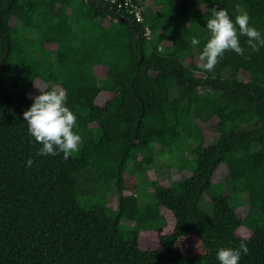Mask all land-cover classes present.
Masks as SVG:
<instances>
[{"label":"trees","instance_id":"1","mask_svg":"<svg viewBox=\"0 0 264 264\" xmlns=\"http://www.w3.org/2000/svg\"><path fill=\"white\" fill-rule=\"evenodd\" d=\"M152 4L140 25L94 0H0V264H219L217 249L241 241L249 254L240 264H264V47L253 53L241 37L244 56L226 52L213 72L194 63L212 7L233 19L247 11L264 35V0ZM35 82L64 89L77 116L83 143L67 160L36 155L42 145L23 119ZM100 93L110 97L96 105ZM211 119L214 139L204 145L197 122ZM220 166L231 195L245 197L242 219L212 182ZM164 169L190 176L167 187L145 177L154 200L140 205L139 179ZM160 208L173 229L162 235L158 226L157 247L143 250L138 234L163 223ZM121 219L133 230L122 233Z\"/></svg>","mask_w":264,"mask_h":264},{"label":"clouds","instance_id":"2","mask_svg":"<svg viewBox=\"0 0 264 264\" xmlns=\"http://www.w3.org/2000/svg\"><path fill=\"white\" fill-rule=\"evenodd\" d=\"M250 21L247 11H242L233 19L227 9L212 7L211 18L206 21L207 38L199 53L197 66L206 72H213L226 52L244 56L241 37L246 38L245 44L253 53L264 47V35ZM190 42L193 47L201 43L197 36H192ZM163 51L162 47L158 49L160 53ZM32 100L30 107L23 112V119L29 136L42 145L36 155L56 156L62 153L63 159L67 160L79 151L83 140L74 131L78 126L77 116L67 106L66 91L59 87L39 89V94ZM33 162L29 158L26 165L31 167ZM242 254H249L244 241L237 248L219 247L216 259L219 264H240Z\"/></svg>","mask_w":264,"mask_h":264},{"label":"rangeland","instance_id":"3","mask_svg":"<svg viewBox=\"0 0 264 264\" xmlns=\"http://www.w3.org/2000/svg\"><path fill=\"white\" fill-rule=\"evenodd\" d=\"M194 63L198 64V57H194ZM100 75L98 76L99 81H106L105 78V70L100 68ZM55 86L51 84H44L42 82H35L33 88L31 91L28 92V98L32 99L34 95L39 92V89H51ZM4 88L7 91L11 90V85L9 82L4 83ZM110 95L108 93H100L96 99L95 104L96 105H102V103L109 99ZM215 123V119H211L205 124L197 122V125L201 128L202 136H203V144L207 145L208 143H211L214 139V131H213V125ZM77 153V152H76ZM74 153L73 155H76ZM190 176V173L186 170L178 171L175 169H164L157 173H153L151 170L146 173V176H142L139 179L138 187L136 190V197L140 205H144L147 203H151L154 200V195L151 187L147 184V179L151 181L157 182L162 187H167L172 182L181 181ZM146 177V178H145ZM212 182L214 184H221L225 191L229 193L230 195V205L234 209V212L239 218H244L248 213V206L245 203V197L243 194H237V195H231L230 188L228 185V178H227V172L226 169L223 166H220L213 174L212 176ZM108 197L106 200H104L105 207L113 210L116 207V197L114 193H109L107 195ZM200 207L205 212L210 213L212 210V205L210 202V199L206 194L202 195L201 201H200ZM160 217L163 220V223L161 222L149 224L145 230L147 232H141L138 234V240L139 245L141 249H154L157 247L156 237H155V230L160 227V234L162 235H168L171 233L173 226H174V220L171 216V214L160 208L159 209ZM135 225L132 222H128L124 219H121L118 224L119 230L124 233L126 231H131ZM144 230V229H142ZM251 232L246 227H239L236 231V236L240 239L246 240L250 237Z\"/></svg>","mask_w":264,"mask_h":264},{"label":"built area","instance_id":"4","mask_svg":"<svg viewBox=\"0 0 264 264\" xmlns=\"http://www.w3.org/2000/svg\"><path fill=\"white\" fill-rule=\"evenodd\" d=\"M117 12H123L128 18L136 24L143 23V15L146 8L145 2L141 0H98ZM142 36L147 40L151 38V31L147 26L142 28Z\"/></svg>","mask_w":264,"mask_h":264},{"label":"crops","instance_id":"5","mask_svg":"<svg viewBox=\"0 0 264 264\" xmlns=\"http://www.w3.org/2000/svg\"><path fill=\"white\" fill-rule=\"evenodd\" d=\"M145 4H146V7H151V8H153L154 6H153V4H152V0H146L145 1ZM154 9H155V7H154Z\"/></svg>","mask_w":264,"mask_h":264},{"label":"water","instance_id":"6","mask_svg":"<svg viewBox=\"0 0 264 264\" xmlns=\"http://www.w3.org/2000/svg\"><path fill=\"white\" fill-rule=\"evenodd\" d=\"M94 2H95V4H96L97 6H99V1H98V0H94Z\"/></svg>","mask_w":264,"mask_h":264}]
</instances>
